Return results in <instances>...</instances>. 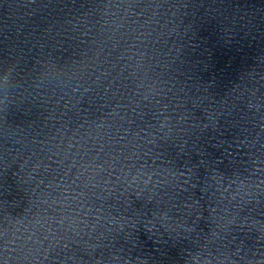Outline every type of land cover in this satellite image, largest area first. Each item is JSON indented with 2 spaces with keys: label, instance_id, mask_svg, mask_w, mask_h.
<instances>
[{
  "label": "water",
  "instance_id": "1",
  "mask_svg": "<svg viewBox=\"0 0 264 264\" xmlns=\"http://www.w3.org/2000/svg\"><path fill=\"white\" fill-rule=\"evenodd\" d=\"M0 264H264V0H0Z\"/></svg>",
  "mask_w": 264,
  "mask_h": 264
}]
</instances>
